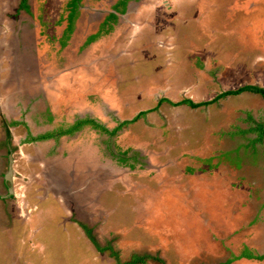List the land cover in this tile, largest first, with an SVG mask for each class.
Here are the masks:
<instances>
[{"label": "rangeland", "instance_id": "374dc122", "mask_svg": "<svg viewBox=\"0 0 264 264\" xmlns=\"http://www.w3.org/2000/svg\"><path fill=\"white\" fill-rule=\"evenodd\" d=\"M66 1L55 0L57 9ZM36 3V12L42 13V0ZM171 5L176 7L166 10L161 30L172 36L163 50L146 43L149 28L133 31L129 47L136 52L129 56L130 65L119 69L118 103L108 99L104 121L113 130L136 117L130 114L133 108L146 116L114 135L95 130L91 138L66 135L54 144L31 140L66 129L76 119L103 117L93 107L98 100L86 107L60 99L57 92L71 88L69 74L31 77L28 68L21 91L13 83L8 91L1 89L11 95V107L1 105L0 139L5 138L3 122H13L15 177L4 185L8 166L0 158V195L14 188L0 200L2 224H13L6 234L0 229V264H126L135 254L148 256L145 264H219L240 254L244 241L253 249L255 239L263 241L264 155L256 166L247 156L240 169H214L206 159L214 158L215 164L220 152L246 141L244 135L230 133L249 126L248 112L264 121V97L243 92L208 106L166 102L155 112L153 108L166 95L164 89L185 86L173 99L201 102L245 85L264 88V0H182L179 8ZM15 120L20 124L14 125ZM7 151L1 147V153ZM258 152L262 157L264 147ZM124 157L132 166L119 161ZM17 218H37L34 236L29 226L9 223ZM26 237L36 251L27 245L25 253Z\"/></svg>", "mask_w": 264, "mask_h": 264}, {"label": "flooded vegetation", "instance_id": "af4514ba", "mask_svg": "<svg viewBox=\"0 0 264 264\" xmlns=\"http://www.w3.org/2000/svg\"><path fill=\"white\" fill-rule=\"evenodd\" d=\"M142 1L67 0L61 9H57L55 0H42L45 9L42 13H37L35 10V7L37 8L36 0H0V111L2 110L1 105L11 107V95L9 96L7 92L3 95L1 89L6 91L9 85L13 83L15 85L14 89L17 92L21 91L22 83L30 76L27 72L29 68L31 77L34 74L41 78L42 73H48L46 75H49V72L52 75L57 74L58 78L69 74L70 81L68 83L70 82L69 88H71L68 93H65L66 91L57 92L60 94V99L68 102L67 104L73 103L74 105L79 104L86 107L92 106V99L98 100V104L93 107L100 115L103 114L101 120L90 116L86 119H76L66 129L56 128L52 133H49L54 135L51 138L59 139L61 136L66 135H75L74 138H79L84 134H88V138H91L95 130L114 135L125 125L136 122L134 119L128 120L118 124L112 130L108 128L104 121V119H107L108 113L103 110V107H108V105H105L108 99L116 104L118 103L115 92L118 86L115 79L118 78H114L118 73L115 65L113 66L112 59L115 58L116 54L111 51L119 38L116 36V31L119 30L124 16L132 13ZM49 53L52 54L51 58ZM44 60L49 62L47 66H44V63L42 65ZM60 62L62 63L61 66ZM104 62H107L106 67L102 64ZM6 64L8 65L6 66ZM55 68L58 69L57 72H55ZM83 69L87 72L85 71L86 74L81 76L80 73ZM107 74H111L114 80L109 79ZM94 80L99 81V84H96V87L99 86V88L95 89L93 86ZM58 83L59 86L63 87V80L58 79ZM16 121L14 125L20 124ZM12 123L3 122L5 138L0 139V151L1 147L8 149L7 154L0 152V158L4 157L8 170L11 154L9 144H11ZM64 130L71 132L67 134L59 133ZM79 133L80 135H78ZM117 137L119 138V135ZM89 143L91 145V142ZM117 148L119 150V145H117ZM251 152L248 153L249 157ZM257 153L259 154V152ZM263 155L260 158H263ZM126 160L128 163L129 159L126 158ZM119 161L125 164L123 158H119ZM127 163L126 165H128ZM6 174L3 175L5 186L8 183ZM0 176L2 175L0 174ZM172 184L170 185V187H173L171 189L176 188ZM169 193L173 195L172 191H169ZM247 248L250 249L248 246H243L239 252L240 254L234 253L232 257L237 256L238 259L229 264H242V260H260L248 258L244 255ZM228 261L229 259L225 262Z\"/></svg>", "mask_w": 264, "mask_h": 264}, {"label": "crops", "instance_id": "0c3cea01", "mask_svg": "<svg viewBox=\"0 0 264 264\" xmlns=\"http://www.w3.org/2000/svg\"><path fill=\"white\" fill-rule=\"evenodd\" d=\"M181 1L182 0H143L142 2H140L136 6L135 10L132 11V13L124 16L123 21L121 22V25L119 27V30L116 31V36H118L119 38L117 39V41L115 43V46H113L111 48V51H114V50L117 51V54H116L115 58L113 59V66L115 65V67L117 68L116 72L118 73L116 75V77H114V78H118V79H115L116 82H119V84H120V82H122L123 78L121 79L122 76L119 73V69L122 68V70H124L125 67H128V65H130L129 56L132 53L136 52L135 47L134 48L129 47V44H131L129 42H131L133 31H137V30L141 29L143 26L149 28L145 32L147 34V36L145 37L146 41H147L146 43L154 42V45L157 46V49L163 50L167 46V43L164 42L165 39H167L168 37H170L172 35L169 36L168 33H166L165 31L161 30V28H163L165 26V24H166L162 20L167 17L166 10H168L169 12L170 11L173 12V9L176 7V6L175 7L172 6L171 4L174 3L175 5H178V8H179V4H180ZM180 13H182V12H180ZM178 16H179V18L181 17L180 14ZM150 30L153 31V34H150V32H149ZM170 44H172V43H170ZM102 64L105 67L107 66V62H104ZM122 70H121V73H123ZM108 78L114 80V78H113V76H111V74L108 75ZM103 82L106 83L108 81H103ZM94 83L98 84L99 81L97 82V80H94ZM105 83H103V84H105ZM100 85H102V84L100 83ZM97 87H99V86H97ZM183 87H185V86L179 87V88H177V90L180 91V90H182L181 88H183ZM177 90L176 89H172V90L164 89V90H162L163 93H166V95L164 96V98L159 100L160 104H157L156 108L155 107L153 108V111L155 112L156 110L159 109V107L162 108L165 105L166 102H167V104L169 103V104H173V105H185L186 104V105L191 106L188 103H181L183 100H188V99H191V98L181 99L178 102L173 99L174 96L181 95V93L179 94V92ZM156 92H159V91L156 90ZM186 92H184V93H186ZM245 93H248V94L252 95L253 97H255V99L256 98L259 99V97H260L259 93H255V92H252V91H246ZM253 93H255V95ZM218 95H220V94H218ZM218 95H216L213 99H209V100L201 101V102H210V101L214 100ZM194 102H196V101H194ZM215 102H217V101H212L211 103L207 104V106L211 105V104H213ZM196 103H200V102H196ZM203 106H206V105H203ZM200 107H202V106H200ZM120 110H122V111L124 110L122 108V105H121V108L119 107V111ZM144 112L145 111L133 108L130 114H132L131 116H133V117L136 116L134 118V120L137 117L140 116L139 119L136 120V121H138L142 117L146 116L145 114H143ZM154 112H150L147 115L153 114ZM247 115H248V120L247 121L249 122V126L245 127V128H242V127L237 128L236 131H232L230 133L231 136H234L236 138H237L238 135H244L246 141L244 143H240L239 146H237L236 148L220 152V154L217 155L219 157V160L215 164L212 162L213 160H211V159H214V158L206 159V161L210 163L212 168L215 169V168L220 167L221 165H226V166L228 165L229 167L236 166V168H238V169L243 168V166H244L243 165V160H247V158L249 157L248 156V151L249 150H252L254 152L249 157L250 161L252 160L251 163L253 165L256 166V165H258V163L260 161L263 160L262 158L259 157L258 153L256 154V152H258V149L260 147H264V135L261 136L262 132H263V129H264V121L261 120V118H257L256 116H254L253 113H251V112H248ZM242 130L247 131L246 134H243L241 132ZM252 133L256 134V135H254V136L250 135ZM248 135H250V136H248ZM40 136H42V135H40ZM40 136H33L31 138V140L32 141H36V140H38L37 138H39ZM47 140H49L48 142L54 144V143H56V140H58V139L50 138V139H47ZM39 144L42 145L43 143H39ZM39 149H42L41 146H39ZM237 150H238V152H237ZM242 150H245L244 154L242 153ZM226 154L228 156H226ZM223 157L226 158L229 162L225 161V159H223ZM238 160H241V166L240 167L237 165ZM263 171H264V169H263ZM263 181H264V179H263ZM258 191L261 192L262 190H258ZM0 200H3V199L0 198ZM39 207H38L37 213L40 211ZM262 207H264V202H263ZM48 210H50V209L48 208ZM65 213L66 212H64V211L61 212L62 215H60V216L63 217ZM35 214L36 213H34V215ZM36 219L28 218L26 221L25 220H21L20 218L19 219L17 218V219H14V220L10 219L9 223L14 222V224H15V221H16L17 222V224L15 226L16 228L18 226H23V227H27L28 228V226H29L31 228L30 234H32V236H34V230H36V228L39 225L38 222L36 221ZM256 220H257V218H256ZM33 224L35 226V229L32 227ZM64 224L66 225L68 223H64ZM252 224H253V222H252ZM1 225H3V224H2V222L0 220V226ZM5 225L6 224H4L2 227H0V229L2 230V232L4 234L8 233L7 231L11 230L10 228L13 226V224H9V225H6V226ZM65 225H63V226L65 227ZM259 236H260V234H259ZM262 237H263V241H256V239H255V242H256L255 243L256 244L255 248L256 249L255 248L253 249L250 246V249L252 250V252L255 255H264V250H262V249H264V235ZM25 239H26V241L24 239L22 240L23 243L26 244L25 245L26 246L25 247L26 248L25 253H27L29 251V250H27L28 249L27 245L29 247H31L32 250L36 251V247L32 244L33 241L32 242L30 241V243H28V241H29L28 237H26ZM243 246H248L246 241H244V243L242 244V247ZM18 253H19V256H20V251ZM244 261L245 262H251L252 264H254L256 262H258V263H263L264 262V260L263 261H260V260H255V261L244 260Z\"/></svg>", "mask_w": 264, "mask_h": 264}, {"label": "trees", "instance_id": "16d2710c", "mask_svg": "<svg viewBox=\"0 0 264 264\" xmlns=\"http://www.w3.org/2000/svg\"><path fill=\"white\" fill-rule=\"evenodd\" d=\"M246 91L257 92V93H259V94H261V95L264 96V88L259 87V86L245 85V86L239 88L238 90H227V91L223 92L222 94L218 95V96H217L214 100H212V101H218L219 99H221V98H223L224 96H227V95H239V94H241V93H243V92H246ZM163 101H164V100H163ZM212 101H210V102H200V103H196V102H194L193 100L188 99V100H183L181 103H188V104H190L192 107L196 108V107H200V106H203V105H207V104L211 103ZM143 114H144V113H143ZM141 115H142V114H141ZM139 117H140V116H139ZM139 117H137V118L135 119V121H136L137 119H139ZM81 122H82V121H81ZM82 123H83V122H82ZM70 132H71V131H65V130H64V131H60L59 133H61V134H67V133H70ZM241 132H242L243 134H246L247 131L242 130ZM263 135H264V129H263V132H262V135H261V136H263ZM53 136H54L53 134H46V135H42V136H40V137L37 138V139H47V138H51V137H53ZM237 152H238V150H237ZM226 156H228V155L226 154ZM229 156H230V155H229ZM123 161H124L125 164L127 163L126 158H123ZM237 165H238L239 167L241 166V160H238ZM213 166H214V165H213ZM106 249H110V248H101V247H100V250H102V251H105ZM244 255H246L248 258H255V259H260V260L264 259V255H255V254L252 252V250H251V249H248V248H247V251L245 252ZM147 257H148V256H141V255L136 254V255L133 256L132 261H130V262L126 263V264H145L146 261H147V260H146ZM236 259H238V257H237V256H234V257H232L231 259H229L228 262H225V263H223V264H229L230 262H232L233 260H236Z\"/></svg>", "mask_w": 264, "mask_h": 264}, {"label": "water", "instance_id": "95a60500", "mask_svg": "<svg viewBox=\"0 0 264 264\" xmlns=\"http://www.w3.org/2000/svg\"><path fill=\"white\" fill-rule=\"evenodd\" d=\"M9 147H10V151H11V154H10V164H9V170H8V173L6 174V178H7V181L10 182V183H13V177L15 175V169H14V163H15V159L13 157V150H12V147H11V144H9ZM14 193V188L12 186H9V194L6 195V196H1L0 195V198L4 199V198H8L10 197L12 194Z\"/></svg>", "mask_w": 264, "mask_h": 264}]
</instances>
